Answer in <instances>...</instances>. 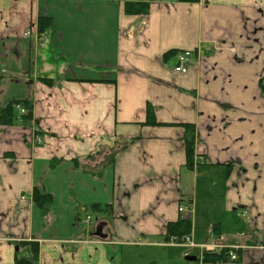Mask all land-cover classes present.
<instances>
[{
	"label": "crops",
	"instance_id": "1",
	"mask_svg": "<svg viewBox=\"0 0 264 264\" xmlns=\"http://www.w3.org/2000/svg\"><path fill=\"white\" fill-rule=\"evenodd\" d=\"M13 104L31 117L0 124V264L32 244L34 264H130L181 249L167 231L185 218L195 243L240 247L209 264H264V0H0V113Z\"/></svg>",
	"mask_w": 264,
	"mask_h": 264
},
{
	"label": "trees",
	"instance_id": "2",
	"mask_svg": "<svg viewBox=\"0 0 264 264\" xmlns=\"http://www.w3.org/2000/svg\"><path fill=\"white\" fill-rule=\"evenodd\" d=\"M184 2L189 3H197L199 0H182ZM149 11V5L145 3H132L126 5V12L128 14H146ZM37 29L39 32V36H42V34L49 30L53 26V20L50 17L41 16L38 18L37 21ZM43 82L47 83L48 85L51 84V80L48 79H41ZM16 104L9 105L6 108L1 110L0 113V124L9 126L11 125L15 120V114H14V107ZM30 110L29 114L26 115V118H30ZM146 124L155 126L157 125V122L155 121L154 113L149 108L147 113V122ZM187 139H186V153H187V165L192 168L193 167V159H194V143H195V128L193 125L187 126ZM34 201L37 202L39 205L48 204L51 202V198L48 196H41L38 191L34 194ZM101 208L99 206L94 207V211L98 212ZM191 232V221L189 218L181 219L177 223H171L168 225V231H167V240H170L171 237L176 238H182ZM32 259L30 261H26L23 259H18L15 264H34V260L38 258L39 255V249L36 244H32L30 248ZM226 252L222 255L217 253H206L204 256V261L206 263H221L224 262L226 259L225 255Z\"/></svg>",
	"mask_w": 264,
	"mask_h": 264
},
{
	"label": "rangeland",
	"instance_id": "3",
	"mask_svg": "<svg viewBox=\"0 0 264 264\" xmlns=\"http://www.w3.org/2000/svg\"><path fill=\"white\" fill-rule=\"evenodd\" d=\"M17 112V110L15 109ZM130 248H128L129 251ZM188 251L185 249H169V248H147L144 253V259H140L138 252H133L134 262L130 264H198L199 262L188 263L184 256Z\"/></svg>",
	"mask_w": 264,
	"mask_h": 264
},
{
	"label": "built area",
	"instance_id": "4",
	"mask_svg": "<svg viewBox=\"0 0 264 264\" xmlns=\"http://www.w3.org/2000/svg\"><path fill=\"white\" fill-rule=\"evenodd\" d=\"M30 35V32L27 33V36ZM192 64V59H191V52H184V53H180L178 54L177 58H176V64H175V71L177 73H181V74H185L187 73L190 65ZM19 111L21 114H26V110L24 108H19ZM181 211H183V209H180ZM92 217L91 216H87V218L83 221V225L84 226H89L91 224L92 221ZM172 245H176V246H181V247H186V248H190L193 249L195 248V244L192 242V239L190 237H185L182 240H176L174 239L172 241ZM232 255V259H236V256L234 254Z\"/></svg>",
	"mask_w": 264,
	"mask_h": 264
},
{
	"label": "water",
	"instance_id": "5",
	"mask_svg": "<svg viewBox=\"0 0 264 264\" xmlns=\"http://www.w3.org/2000/svg\"><path fill=\"white\" fill-rule=\"evenodd\" d=\"M104 227H105V223H101L98 227H97V232L95 234V236L97 237H100L102 239H107L108 236L106 234L103 233V230H104ZM18 249H16L17 251ZM185 260L187 262H195L197 261V258L196 257H193V256H187L185 257Z\"/></svg>",
	"mask_w": 264,
	"mask_h": 264
}]
</instances>
